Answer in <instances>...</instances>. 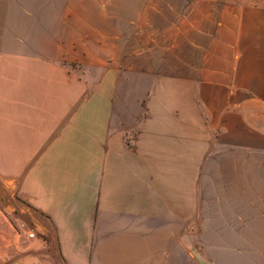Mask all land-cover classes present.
<instances>
[{
  "label": "crops",
  "instance_id": "obj_1",
  "mask_svg": "<svg viewBox=\"0 0 264 264\" xmlns=\"http://www.w3.org/2000/svg\"><path fill=\"white\" fill-rule=\"evenodd\" d=\"M0 264H264V0H0Z\"/></svg>",
  "mask_w": 264,
  "mask_h": 264
},
{
  "label": "built area",
  "instance_id": "obj_2",
  "mask_svg": "<svg viewBox=\"0 0 264 264\" xmlns=\"http://www.w3.org/2000/svg\"><path fill=\"white\" fill-rule=\"evenodd\" d=\"M34 235H35L34 233H30V234H29V237L32 238V237H34Z\"/></svg>",
  "mask_w": 264,
  "mask_h": 264
},
{
  "label": "rangeland",
  "instance_id": "obj_3",
  "mask_svg": "<svg viewBox=\"0 0 264 264\" xmlns=\"http://www.w3.org/2000/svg\"><path fill=\"white\" fill-rule=\"evenodd\" d=\"M221 1V0H220ZM225 0H222V3L224 2Z\"/></svg>",
  "mask_w": 264,
  "mask_h": 264
}]
</instances>
